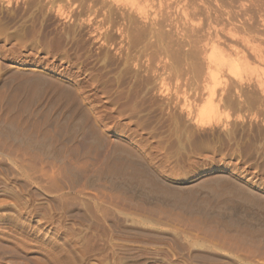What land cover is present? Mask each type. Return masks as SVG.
<instances>
[{"label":"rangeland","instance_id":"1","mask_svg":"<svg viewBox=\"0 0 264 264\" xmlns=\"http://www.w3.org/2000/svg\"><path fill=\"white\" fill-rule=\"evenodd\" d=\"M0 139V264H264V0H0Z\"/></svg>","mask_w":264,"mask_h":264},{"label":"bare ground","instance_id":"2","mask_svg":"<svg viewBox=\"0 0 264 264\" xmlns=\"http://www.w3.org/2000/svg\"><path fill=\"white\" fill-rule=\"evenodd\" d=\"M165 20V19H164ZM158 22V21H157ZM160 23H162V22H160ZM159 23V24H160ZM155 25V24H154ZM161 25V24H160ZM159 26V25H158ZM157 29V28H156ZM150 32V31H149ZM155 33V32H154ZM149 34V33H148ZM193 38V37H192ZM215 52V51H214ZM214 52H211L212 54H214ZM211 53H210V55H211ZM221 53V52H220ZM216 54H219V53H216L215 52V54L214 55H216ZM221 54H219V55H217V57L215 56H212L211 55V57H209V55H208V58H210V59H208L209 60V65H214V67H220V66H225V69L227 68V70L228 71H231L232 73L233 72H235L236 71V73L237 72H241L245 67L242 65H240V63H236L235 64V62H232V61H230L229 59V61L228 60H226L227 58H225V56H224V58H223V55H221ZM212 66H210L211 67V70H214V69H212L213 67ZM210 67H208V69L210 68ZM243 67V68H242ZM242 68V70H240ZM12 69V68H11ZM238 69H239V71H238ZM210 70V71H211ZM208 73V72H207ZM210 74V72L208 73V75ZM235 75H237V74H235ZM215 76V75H214ZM213 75H212V71H211V74H210V77H211V79L210 80H212L213 81V79L214 78H216V77H214ZM211 81V82H212ZM209 96H210V94H209ZM212 97V96H211ZM211 97H209L207 100H205L204 99V102H201V103H203V105H200V107H198V105H197V108L195 109L196 111V121L197 122H200L199 124H201V122H208V123H210V120H211V122H212V119L214 120H216L217 118H219L218 116L220 115V114H218V111H219V109L217 110V108L218 107H216V105H214V103H213V101H212V99H211ZM193 121H195V120H193ZM218 121V120H217ZM217 121H216V123H217ZM219 122H220V120H219ZM202 123V124H203ZM207 124V123H206ZM0 140H2V139H0ZM3 143V142H2ZM1 144V143H0ZM2 145V144H1ZM1 147V146H0ZM6 147H10V145L9 146H6ZM11 148H15V147H11ZM16 149V148H15ZM5 150V149H4ZM12 150V149H11ZM6 151V150H5ZM17 151V150H16ZM20 151V150H19ZM18 151V152H19ZM11 152H13V150L11 151ZM14 153H16V152H14ZM23 154V153H22ZM18 155H21V153L20 154H18ZM18 155H16V156H18ZM12 156V155H11ZM28 160H29V158H28ZM27 160V161H28ZM33 159H31V161H32ZM30 161V160H29ZM33 161H35V160H33ZM36 163V162H35ZM19 164V163H18ZM49 165H52V164H49ZM46 166H48V165H46ZM46 166L44 167V168H46ZM11 167H13L12 165L10 166V164H9V170H11L10 168ZM38 167H39V165H38ZM20 168H21V166H20ZM22 168H23V165H22ZM26 168V170H27V172H28V170H29V167H25ZM24 168V169H25ZM37 168V167H36ZM43 168V167H42ZM43 168V169H44ZM48 168H49V166H48ZM14 168H12V170H13ZM61 169V168H60ZM11 170V171H12ZM30 170L32 171V169L30 168ZM42 170V169H41ZM47 170H49V169H47ZM22 171H23V169H22ZM33 171H35V170H33ZM45 171V170H44ZM28 174V173H27ZM42 174H43V172H42ZM41 174V175H42ZM57 174V173H56ZM58 174H59V172H58ZM44 175H45V173H44ZM31 176V175H30ZM33 176V175H32ZM53 176V175H52ZM56 177H57V175H55ZM35 177V176H34ZM41 177V176H40ZM54 178V177H53ZM42 179H43V177H42ZM46 179V178H45ZM32 180V179H31ZM54 180V179H53ZM35 181V180H34ZM45 181V180H44ZM59 182V181H58ZM53 183V182H52ZM48 184V182L46 181V185ZM26 186H27V184H26ZM55 186V185H54ZM169 186V185H168ZM171 186V185H170ZM51 187V186H50ZM211 188V187H210ZM228 188H229V185H228ZM235 188V187H234ZM191 189V188H190ZM229 189H231V188H229ZM55 190H56V186H55ZM224 190V189H223ZM228 191V190H227ZM225 194V193H224ZM230 194V193H229ZM106 196V195H105ZM230 197V196H229ZM64 198V197H63ZM96 199H97V197H95ZM57 199V198H56ZM65 199V198H64ZM105 199V198H104ZM106 199H107V196H106ZM58 200V199H57ZM98 200V199H97ZM116 200V199H115ZM262 200V199H261ZM120 202H122V200H120ZM89 203V202H88ZM107 203H109V204H111L112 205V207H113V205H115L114 207H116V205H119L120 203L118 202V201H114V200H108L107 201ZM127 204V203H126ZM121 205V204H120ZM125 206V205H124ZM100 207H102V206H99V208ZM131 207V206H130ZM133 207V206H132ZM135 208H137V207H135ZM138 209H140L139 207H138ZM148 209V208H147ZM91 210H92V208H91ZM104 210V209H103ZM142 210H144V209H140V212H145L144 213V215H146V213L148 214V215H152L153 216V211H154V209H153V211H142ZM145 210H146V208H145ZM152 210V209H151ZM105 211V210H104ZM104 211H99V212H104ZM106 211H108V209L106 208ZM106 211H105V215L107 216L108 214V212L106 213ZM157 211V210H156ZM128 212V211H127ZM136 212H138V210L136 211ZM158 212V211H157ZM139 213V212H138ZM104 214V213H103ZM102 214V215H103ZM142 214V213H141ZM158 215H159V213H158ZM157 215V216H158ZM167 215V214H166ZM152 216H150V217H152ZM103 217H104V215H103ZM165 217V216H164ZM167 217V216H166ZM168 217H169V215H168ZM106 218H108V219H110L111 218V216L109 217V215L106 217ZM129 218V217H128ZM159 218H160V216H159ZM175 218V217H174ZM179 218V217H178ZM160 220V219H159ZM130 221V220H129ZM163 221H165V220H163ZM166 221H168V220H166ZM176 221V220H175ZM123 222V221H122ZM171 222V221H170ZM135 223V222H134ZM166 223V222H165ZM174 223V222H173ZM164 224V223H163ZM168 224V223H167ZM136 225V224H135ZM175 225H177V226H179V228L180 227H182L183 229H185V231L183 230V235H181V236H178L177 238H178V240L180 239V242L181 241H184V240H186V241H193V240H209L210 241V243H213L214 245H216V246H218V247H221V248H235V247H237V238H235V237H233L232 235L231 236H226V234H225V236L224 235H222V234H220V233H218L214 228H201V227H198V226H194V225H192V224H187V223H185L184 221H183V223L182 222H178V223H176ZM167 226V225H166ZM170 226V225H169ZM172 226V225H171ZM207 227V226H206ZM214 227V226H213ZM224 227V226H223ZM142 229V228H141ZM175 229H177V228H175ZM137 230V229H136ZM179 230V229H178ZM177 230V231H178ZM180 230H181V228H180ZM123 231V230H122ZM128 232H130L129 230H128ZM181 232V231H180ZM179 233V232H178ZM191 233L193 234L194 233V236H192L191 235ZM148 234V232L145 234V235H142V236H146ZM155 234V233H154ZM114 235V234H113ZM132 235V234H131ZM152 235V234H151ZM190 235V236H189ZM234 235V234H233ZM117 236V235H116ZM160 236V235H159ZM138 237V236H137ZM167 237V236H166ZM139 238V237H138ZM191 238H193V240H191ZM124 239V238H123ZM147 239V238H146ZM241 239V238H240ZM149 240H150V238H149ZM169 240V239H168ZM238 240H239V238H238ZM138 241V240H137ZM172 241V240H171ZM140 242H141V240H140ZM143 242H145V243H147L146 241H143ZM206 242V241H205ZM214 242H217V243H214ZM138 243V242H137ZM151 243V242H150ZM158 243V242H157ZM176 243V242H175ZM243 243V242H242ZM129 245V244H128ZM155 245H156V243H155ZM169 245V244H168ZM184 245V244H183ZM203 245V244H202ZM202 245L199 243V245H197L196 244V246H200V247H202ZM124 246V245H123ZM127 246V245H126ZM137 246V245H136ZM185 246V245H184ZM256 247V246H255ZM254 247V248H255ZM129 248V247H128ZM132 248V247H131ZM142 248V247H141ZM185 248H186V246H185ZM194 248V247H193ZM197 248V247H196ZM204 248H206L205 247V245H204ZM203 248V249H204ZM253 248V247H252ZM137 249V248H136ZM154 249V248H153ZM159 249V248H158ZM195 249V248H194ZM118 250V249H117ZM131 250V249H130ZM160 250V249H159ZM185 250V249H184ZM196 251H197V249H195ZM234 250V249H233ZM125 251V250H124ZM123 251V252H124ZM169 251V250H168ZM199 252V251H198ZM205 252V251H204ZM208 252H209V254H212L210 251H206L205 253H207L208 254ZM231 252V251H230ZM253 252V251H252ZM262 252V251H261ZM200 253V252H199ZM199 253H194L193 255L195 256L196 254H199ZM125 254V253H124ZM172 254V253H171ZM201 254H202V252H201ZM261 254V253H260ZM131 255V254H130ZM148 255V254H147ZM212 255H214V253L212 254ZM168 256V255H167ZM205 256H207V255H204V257L203 258H205ZM209 256V255H208ZM176 257V256H175ZM195 257H197V255L195 256ZM195 257H193V258H195ZM199 257V256H198ZM202 257V256H201ZM210 257V256H209ZM209 257H207V258H209ZM213 257V256H212ZM212 257H210L211 259H212ZM223 257V256H222ZM227 257V256H226ZM244 257V256H243ZM148 258V257H147ZM155 258V257H154ZM207 258H205V259H207ZM209 258V259H210ZM224 258V257H223ZM157 259V258H156ZM228 259L230 260V261H233V258H229L228 257ZM241 259V258H240ZM162 260V259H161ZM158 261V260H157ZM208 261H210V260H208ZM241 261V260H240ZM123 263V262H122ZM182 263V262H181ZM215 263V262H214ZM213 262H212V264H214ZM235 263V262H234ZM146 264H155L154 263V261H149L148 263H146ZM173 264V263H172ZM210 264H211V262H210ZM227 264V263H226Z\"/></svg>","mask_w":264,"mask_h":264}]
</instances>
